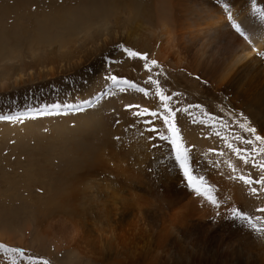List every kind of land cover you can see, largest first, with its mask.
I'll list each match as a JSON object with an SVG mask.
<instances>
[{
  "label": "bare ground",
  "instance_id": "1",
  "mask_svg": "<svg viewBox=\"0 0 264 264\" xmlns=\"http://www.w3.org/2000/svg\"><path fill=\"white\" fill-rule=\"evenodd\" d=\"M253 2L60 0L54 4V9L80 7L84 24L90 13L109 18L76 36L26 48L24 58L35 72L5 78L1 88L10 81L15 87L36 78L72 77L74 82L70 80L65 89L74 100L67 104L91 101L92 107L61 112L59 117L94 114V137L91 142L68 140L59 176L57 162L52 161L47 176L35 179L34 187L32 180L16 177L11 190L18 196L32 188L37 196L48 192L44 203L18 200L19 204L27 200L28 207L16 248L31 247L41 264H60L52 253L88 264H264V184L245 185L239 179L264 176L253 166V160L264 163V143L255 140V135L264 139V21L253 11ZM225 5L248 40L231 27ZM255 6L264 10V0H255ZM121 44L149 54L157 65L146 71L144 61L128 58ZM108 49L113 51L103 54ZM105 56L117 66L106 63ZM110 69L140 70L137 86L148 95L113 88L103 78ZM150 76L158 83H150ZM178 76L194 81L192 92L178 83ZM167 82L174 84L170 93L163 87ZM203 86L213 89L217 103L204 102ZM157 87L172 97L170 108L181 109L177 113L182 120V127L177 126L181 143L189 147L192 175L203 178L202 191L207 189L211 200L189 187L171 145L160 139L161 133L169 135L162 120L134 115L142 108L163 111ZM111 100L113 104L104 110ZM251 128L255 134L248 131ZM234 209L248 220L234 218ZM0 245L13 247L11 234L0 231ZM8 254L0 249V258L10 264L13 257Z\"/></svg>",
  "mask_w": 264,
  "mask_h": 264
},
{
  "label": "rangeland",
  "instance_id": "2",
  "mask_svg": "<svg viewBox=\"0 0 264 264\" xmlns=\"http://www.w3.org/2000/svg\"><path fill=\"white\" fill-rule=\"evenodd\" d=\"M58 1L60 0H0V116L19 115L21 112L29 114L22 121L0 120V231L11 234L13 239L11 248H16L14 243L19 242L18 234L24 231L27 222L24 215V209L28 207L27 200L44 203L48 197L47 190L41 196H37L33 188L29 193L19 192L21 195L18 196L17 192L14 193L11 190V187H14L13 183L17 181L16 177L21 176L32 180L34 187L35 179L47 176L46 167L52 164V161L57 162L56 175L59 176L64 167L66 148L69 146L68 140L84 138L91 142L94 137V114L86 115L83 118L72 116L66 119L60 118V114L54 116L35 115L45 106L63 105L74 100L73 94L68 93L65 89L69 86L70 80L73 81L72 77L67 78L65 75H60L46 79L36 78L32 82L22 81L21 85L15 87L10 81L4 89L1 88L5 78L10 77L13 80L19 74L35 72V67L24 58L26 48L32 50L49 41H56L65 36H76L79 31L101 25L109 18L107 15L95 16L90 13L88 23L84 24L80 19V7L71 10L54 9V4ZM51 49L52 47H50ZM133 50L139 52L137 49ZM112 51L113 49H108L103 54H110ZM148 57L151 58L149 54ZM110 66L117 65L112 63ZM105 71L106 75H116L120 79H128L138 85L142 79L139 76L140 70L137 71L138 74L125 70L111 71L110 69ZM188 78V76H178L177 80L183 88L192 92L194 81ZM171 85L174 86L170 82H167V85L164 84L163 87H168L166 93L171 92L169 90ZM203 87L204 102H215L217 94L215 95L210 87ZM69 94L72 95L71 98H69ZM112 104L113 100L104 106V110L109 109ZM61 112H65V115L69 111H64L62 108ZM32 116L35 118H31ZM180 119L176 122L177 126L180 125L181 128L182 120ZM51 138H53V142H50ZM162 142L167 146L170 145L168 141L165 143L166 140H162ZM198 143L196 141L198 145L203 144ZM214 143L217 144L216 141ZM190 146L194 147V145ZM219 150L215 148L214 151L218 152ZM25 197L27 198L26 202L19 204L18 200ZM166 202H170V200H166ZM48 249L50 253L53 252L52 248L48 247ZM22 250L23 257L9 252L8 255L13 257L10 264H33V261L28 259L36 256L30 253L31 247L25 246ZM51 256L60 264H88L86 261H78L79 263L76 260L71 261L65 255H53L52 253ZM39 258L35 259L34 264H41ZM1 262L7 264L3 258H0V264ZM42 264L52 263L43 261Z\"/></svg>",
  "mask_w": 264,
  "mask_h": 264
},
{
  "label": "snow or ice",
  "instance_id": "3",
  "mask_svg": "<svg viewBox=\"0 0 264 264\" xmlns=\"http://www.w3.org/2000/svg\"><path fill=\"white\" fill-rule=\"evenodd\" d=\"M225 12L228 13V20L231 22V27L235 30L236 33L240 35L244 40H248L249 37L247 34L244 32L242 29L241 25L239 23H236L233 20L231 12L228 10L227 5L224 6ZM253 11L258 12L261 21H264V10H260L256 8L255 6V0L253 2ZM120 50H122L124 53H126L127 57L130 59H135L139 58L140 60L144 61L143 68L146 71H151V68L155 67L157 65V61L155 59H149L147 54H141L138 51H134L130 48L124 47V45L119 46ZM104 60L106 63L111 64L114 63V61H111L108 56L104 57ZM105 79L108 81H111V85L113 88L118 89L120 92H125L128 89H133L138 93H143L145 96L148 95V92L142 88L138 87L137 84L134 82L129 81L128 79H120L116 75H106ZM149 82L152 84H157L158 82L156 80H152L151 76L149 77ZM156 96L159 97L160 103L163 106V111L158 113L156 111H149L148 108H142L139 111L135 112L134 115L136 117H144V116H150L152 118H158L159 120H162L163 124L167 127L169 135L164 136L162 133L160 134V139L161 140H166L170 143L171 145V151L174 154L175 162L179 166V168L182 170L184 176L188 180V185L189 187H193L194 190L198 195H205L207 199L211 200L212 198L207 195V189L203 188V178H200L199 181V186H197V178L192 175V170L189 166V149L184 147L181 143V138H180V129L177 127V113L181 111V109L177 108L173 110L172 108L169 107V101L172 99L171 96L164 95L159 87L156 89ZM92 103L91 101H83L80 104L76 103H71V104H52L49 106H45L43 110H39L36 115L37 116H42V115H59L61 113V109H67L71 113H79V112H84L87 108H91ZM131 107V106H130ZM135 107L139 108V105H136ZM194 107H199V105H195ZM184 111H187V109H184ZM28 114L21 112L19 115H9V116H0V120H5V121H22ZM31 118H35V116H32ZM145 124L152 123V121L145 120ZM241 127H244L241 125ZM155 128L149 129V131H155ZM248 131L252 132L253 134L256 133L255 128L248 129ZM255 140L260 141L261 143H264V139L261 138L260 135H255ZM246 144H251L252 141L246 140L244 141ZM228 147H231V145H228ZM255 151V150H253ZM239 152V150H237ZM240 159L244 160L245 163L248 162V157L247 156H241ZM253 166L254 167H259L262 171H264V163H261L257 165L255 161L253 160ZM240 180L243 181L245 185H251L253 183L255 184H264V176H261L259 180H252L251 178H245L244 176H241L239 178ZM252 192H256V188H252ZM213 204H216L215 200H212ZM261 211H264L262 209ZM233 217L234 218H239L241 220H248L247 216H243L241 212L237 210H233ZM251 223V221H249ZM0 249H3L4 251L16 253L20 255L21 257L24 256V252L22 249H17V248H5L4 245H0ZM30 261H34L36 258L29 257L28 258Z\"/></svg>",
  "mask_w": 264,
  "mask_h": 264
}]
</instances>
